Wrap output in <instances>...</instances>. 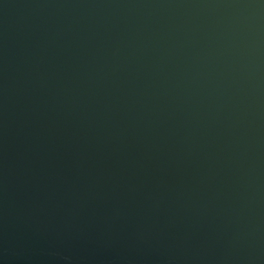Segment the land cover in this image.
Masks as SVG:
<instances>
[{
	"label": "water",
	"instance_id": "95a60500",
	"mask_svg": "<svg viewBox=\"0 0 264 264\" xmlns=\"http://www.w3.org/2000/svg\"><path fill=\"white\" fill-rule=\"evenodd\" d=\"M0 264H264V0H0Z\"/></svg>",
	"mask_w": 264,
	"mask_h": 264
}]
</instances>
